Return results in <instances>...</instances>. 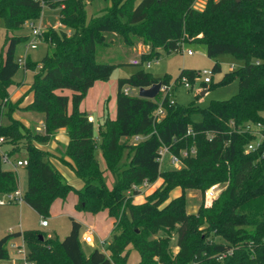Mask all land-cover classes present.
<instances>
[{
	"label": "trees",
	"instance_id": "trees-1",
	"mask_svg": "<svg viewBox=\"0 0 264 264\" xmlns=\"http://www.w3.org/2000/svg\"><path fill=\"white\" fill-rule=\"evenodd\" d=\"M43 1L45 7L39 0H0L5 30L0 99L19 70L15 52L28 42L29 35L20 34L25 26L39 21L45 10H56L61 26L42 31L46 54L36 63L27 56L23 66L34 72V78L29 89L32 101L21 111L41 117L42 133L31 132L14 119L2 125L0 108V135L11 154L27 159L23 200L39 217H48L52 203L73 191L75 210L107 211L114 222L104 252L93 249L86 257L80 247L81 225L70 218V232L61 241L38 230L8 233L0 239V261L9 260L10 242L22 237L28 259L36 264H126L130 247L139 254L138 264H264V140L246 152L256 137L244 131L247 125L264 122V0H206L201 11L193 7L196 0H103L108 6L97 13H90L84 0ZM111 33L128 47L149 46L141 63L157 59V49L169 54L185 43L203 45L210 59L232 55L243 66L224 74L219 85L236 80L238 92L228 100L211 101L204 109L193 103L180 106L175 100L171 104L160 94L153 100L124 94V88L170 82V76L154 78L140 70L117 80L115 118L104 112V120L95 127L79 106L94 83L108 81L115 69L97 63L95 57L96 46H108L105 35ZM196 72L181 70L175 81L186 77L192 83ZM212 72H220L219 64ZM159 102L164 115L156 120ZM193 114L201 121H192ZM59 129L68 136L60 160L83 182L79 190L51 163L52 155L35 145L47 144ZM133 137L142 139L125 143ZM161 147L177 156L194 147L195 155L183 159L180 170L161 172ZM124 150L128 162L121 167ZM105 171L113 178L111 190L104 182ZM157 179H162L159 188L142 204H133L132 196L140 192L130 196L127 192ZM17 184V173L3 170L0 163V195L15 191ZM216 184L226 187L206 206L204 193ZM176 188L200 191L203 201L196 214L186 213L183 194L163 205Z\"/></svg>",
	"mask_w": 264,
	"mask_h": 264
},
{
	"label": "rangeland",
	"instance_id": "rangeland-1",
	"mask_svg": "<svg viewBox=\"0 0 264 264\" xmlns=\"http://www.w3.org/2000/svg\"><path fill=\"white\" fill-rule=\"evenodd\" d=\"M206 0H196L193 7L196 10L201 11L204 8ZM108 6V3L103 0H94L88 6L90 13H97L101 9ZM56 10H45L37 21V25L42 31L49 28L60 29L58 22V15ZM20 34H30L28 25L25 29L20 32ZM106 42L108 46H96L95 57L96 62L100 64H109L115 66V69L108 81L102 82L97 81L94 83L93 87L90 88L84 97L79 109L86 111L91 114L93 118V123L95 127L99 125L105 117L104 112H107L106 116L111 119L115 117V98H116V88L117 80L120 78H127L138 72L144 70L145 72L151 74L154 78H162L165 75L170 76V82H174L181 70H195L212 71V66L217 63L220 66V72L214 73L212 76V85H207L204 87L201 80H197L191 89L184 88L183 85H179L172 93V99L180 106H188L193 103L199 109L206 108L211 101H224L230 99L238 92V81L233 80L228 84L219 85L222 81L224 74L228 72L237 71L243 66L241 60H237L232 55H220L215 59H210L205 54V48L203 45L195 43H185L182 45L180 51L166 53L162 48L157 49L158 58L150 60V67L147 68L145 63L140 65H132V61H140L139 47L137 44L134 47H128L124 45L122 39L116 34H106ZM5 45V30L4 25L0 21V52H4ZM27 43H21L16 48V58L23 57L24 53L27 52L31 62H39L46 54L47 47L42 42V39L34 50L26 51ZM149 47V46H148ZM193 52L192 56H187V51ZM150 51V48L148 49ZM231 66L233 69H231ZM34 72L25 71L22 66L19 67L17 74L13 78V85L7 89V95L0 99V108L2 110L1 124L6 126L9 124V119H14L21 122L26 128L30 129L31 132L36 131L37 133H42V121L41 117L30 113L21 111V107L26 106L32 101V93L30 92V85L33 82ZM218 84V85H216ZM66 95L69 94L68 91L64 92ZM132 93L135 94L133 91ZM192 121H201V116L199 114H193L191 117ZM124 142V140H122ZM128 145H133L134 141L130 138L127 142ZM36 147L39 149L47 151L45 144L35 143ZM63 155V153H61ZM128 151L124 150L121 162L119 166H123L128 162ZM24 155H21L23 157ZM100 157L97 153V158ZM100 166L102 169L103 164L100 161ZM3 170H7L6 166H2ZM181 168H174L169 164L168 155H164L160 162V171L164 172L166 170H180ZM18 184L17 188L24 193L27 187V176L25 169H20L17 172ZM158 180V179H157ZM156 180V182H157ZM104 182L108 190L113 187V178L109 171L104 173ZM149 183L148 187L142 188L140 192V199H135L132 196V202L145 200L146 196L151 195L155 192L157 188L155 183ZM218 187V196L225 189L226 184H216ZM181 194L184 195L186 199V213L196 214L198 208L202 203V196L200 191L194 189H186L182 191L180 188L172 191L169 195L168 200L163 204H167L171 199H174ZM217 196V198H218ZM76 202V196L73 191L69 192L67 196L54 203L49 212V216L44 218L49 223V227L42 229L39 227L40 221L43 219L39 217L31 208L26 204H5L0 205V239L6 236L10 232H24L26 230H38L42 232L47 238L63 240L71 228L70 218L80 222L82 229L80 231V247L87 257L93 249H98L102 252L104 250L97 242V233L105 234L110 225V220L105 214H88L85 212H78L74 209V204ZM142 202V203H143ZM141 203V204H142ZM71 210L72 213H66V210ZM77 218H80L79 221ZM90 230L93 237L94 243L91 249L89 245L81 241L83 234ZM18 245L21 244L20 240L17 239ZM172 251L176 252L175 248V237L171 241ZM9 260L2 261L0 264H13V260L16 259V255L12 250H8ZM106 255L108 253L105 252ZM139 254L133 248H129V257L126 264H138Z\"/></svg>",
	"mask_w": 264,
	"mask_h": 264
},
{
	"label": "built area",
	"instance_id": "built-area-1",
	"mask_svg": "<svg viewBox=\"0 0 264 264\" xmlns=\"http://www.w3.org/2000/svg\"><path fill=\"white\" fill-rule=\"evenodd\" d=\"M85 3L88 5L90 4L93 0H84ZM40 4L42 7H45V3L43 0H39ZM60 25V24H59ZM61 27V26H60ZM28 28L30 30L29 34V39L26 45V51L27 50H34L37 46V43L41 41V36H42V30L40 27L37 25V23H30L28 24ZM193 52L188 50L187 51V56H192ZM27 52L24 53L23 57L17 58V63L19 66H25L26 59H27ZM146 64V67H150V61L144 62ZM141 60L137 61L134 60L132 61V65H140ZM231 69L233 67L231 66ZM212 76L213 72L209 70H203V71H197L196 75L193 79V82L191 83L186 77L181 78L178 81L174 82H169L167 84H162L159 89V94L162 96V98L168 96L170 98V103H174V99H172V93L176 89L177 86L183 85L184 88L186 89H191L192 85L199 79L201 80L202 83L204 84H210L212 82ZM135 92L132 93V92ZM124 94L126 95H137L138 96V89H131V88H124L123 89ZM158 109L155 113V118L156 120H159L163 115L164 111L161 108V102L158 103ZM244 131L254 135L256 137V140L249 143L246 146V152L254 151L260 143L264 140V122L262 123H257V124H250L247 125ZM191 132H188L190 134ZM134 143H137L142 139V137H133L132 138ZM11 147L7 145L5 137L0 135V163L2 166H6L7 170H11L15 173L18 172L19 169H25L28 162L25 156L21 157V155L17 154H11ZM164 155H168V161L169 164L172 165L174 168H182L183 167V159L188 158L189 156H194L195 155V148L192 147L189 150L185 149L180 152V155H174L169 152V150L166 147H161L159 150V158L158 162L160 165V162L162 160V157ZM149 182L148 181H143V183L140 186H134L132 187V190L127 192V195L130 196L132 191H138L141 192L142 188L148 187ZM218 187L216 185L210 187L208 190L205 191L204 193V201L205 205L209 206L218 196ZM18 204L22 205L24 203L23 200V193L17 188L15 191L7 194H2L0 195V205H5V204ZM40 226L45 228L48 226V222L46 219H42L40 221ZM21 244L18 245L16 242L12 241L10 242L8 249L12 250L14 254L16 255V259L13 260L14 264H36L34 261H31L28 259V252L26 249V245L24 242V239L21 237L20 239ZM82 241H84L86 244H91L93 239L91 235H87L82 237ZM103 246V245H102Z\"/></svg>",
	"mask_w": 264,
	"mask_h": 264
},
{
	"label": "crops",
	"instance_id": "crops-1",
	"mask_svg": "<svg viewBox=\"0 0 264 264\" xmlns=\"http://www.w3.org/2000/svg\"><path fill=\"white\" fill-rule=\"evenodd\" d=\"M137 46L139 47V54L140 56L142 54H147L149 53L148 49L149 47L148 46H144L142 45L141 43H138ZM29 57V56H28ZM70 96V93L68 94ZM82 103V102H81ZM28 105V104H27ZM25 107V106H23ZM21 107V108H23ZM71 110V106L69 105V112ZM81 110V109H80ZM81 111H84V110H81ZM86 112V111H84ZM87 113V112H86ZM89 116H90V120L93 121V118L91 114L87 113ZM115 117L111 118V119H114ZM41 122V120H40ZM42 125V124H41ZM97 130V129H96ZM68 144V136H67V132L65 129H59L57 130L54 134H53V137L51 138L50 142H48L47 144H45V147L47 148V152H49L52 156L50 158V161L51 163L56 167V169L61 173V175L64 177V179L67 181L68 184H70L71 186H73L75 189L79 190L82 188L83 186V182L81 180H79L75 175L74 173L72 172V170L67 167L65 164H63L60 160L62 154L61 153H64V150H65V147L67 146ZM98 155L100 157H98L99 159V162L102 161V164H103V168H105V164H104V161L101 157V155L98 153ZM65 161H69L67 158H63ZM20 170V169H19ZM162 183V179H158L157 182L155 183V187L154 188H157L158 186H160ZM176 190V189H175ZM76 196V194H75ZM141 196L138 195V196H135V199H140ZM61 199H56L52 205L54 203H56L57 201H59ZM76 201H77V196H76ZM143 201H139V202H136V200L133 201V204H141ZM76 203V202H75ZM51 205V206H52ZM75 205V204H74ZM20 206V205H19ZM29 207V206H28ZM30 208V207H29ZM51 208V207H50ZM75 209V208H74ZM77 211V210H76ZM50 212V210H49ZM66 213H72L71 210H66L65 211ZM79 212V211H78ZM81 213V212H80ZM90 214V213H88ZM99 214H105L106 216H108V213L107 211H103V212H99ZM75 217H76V214L74 213ZM77 218V217H76ZM109 220H110V225H109V229L108 231L105 233V234H99L97 233V242L98 244L102 247V249L105 251L104 247L105 245L110 241V238H111V231H112V228H113V219H111L109 216H108ZM73 219V218H72ZM79 221H81L80 218H77ZM76 221V220H75ZM78 222V221H77ZM80 224V222H78ZM81 225V224H80ZM39 227L42 228V229H46L49 227V223H48V226L43 228L40 226L39 224ZM81 229H82V225H81ZM87 235H91V232L90 230L86 231L82 237L84 236H87ZM92 236V235H91ZM93 239V237H92ZM81 241H82V238H81ZM84 242V241H82ZM85 243V242H84ZM93 243H94V240L92 241L91 244H87L90 246V248L92 249L94 246H93ZM103 245V246H102ZM107 253V252H106ZM140 259V258H139ZM2 262V261H0ZM14 264V262H13Z\"/></svg>",
	"mask_w": 264,
	"mask_h": 264
},
{
	"label": "water",
	"instance_id": "water-1",
	"mask_svg": "<svg viewBox=\"0 0 264 264\" xmlns=\"http://www.w3.org/2000/svg\"><path fill=\"white\" fill-rule=\"evenodd\" d=\"M160 86H161V83H156L150 86L149 88H139L138 97L148 99V100H153L158 96ZM40 238L42 239V237Z\"/></svg>",
	"mask_w": 264,
	"mask_h": 264
}]
</instances>
